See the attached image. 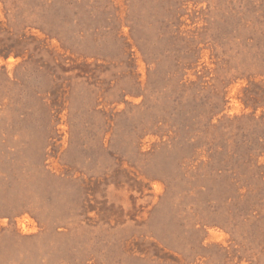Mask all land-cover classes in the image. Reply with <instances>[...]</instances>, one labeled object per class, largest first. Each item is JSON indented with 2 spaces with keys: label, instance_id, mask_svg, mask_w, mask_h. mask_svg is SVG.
I'll return each instance as SVG.
<instances>
[{
  "label": "rangeland",
  "instance_id": "1",
  "mask_svg": "<svg viewBox=\"0 0 264 264\" xmlns=\"http://www.w3.org/2000/svg\"><path fill=\"white\" fill-rule=\"evenodd\" d=\"M0 264H264V0H0Z\"/></svg>",
  "mask_w": 264,
  "mask_h": 264
}]
</instances>
